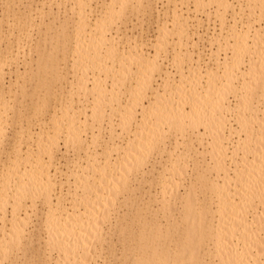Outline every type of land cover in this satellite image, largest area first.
<instances>
[{
    "label": "bare ground",
    "instance_id": "6f19581e",
    "mask_svg": "<svg viewBox=\"0 0 264 264\" xmlns=\"http://www.w3.org/2000/svg\"><path fill=\"white\" fill-rule=\"evenodd\" d=\"M106 1H103L102 8L97 15L98 18L93 21L81 14V11L77 12L82 0L81 2L78 1L79 8L73 9L76 12L75 31L70 34L67 31L68 24L63 26V31L61 30L62 51L64 53L62 61L66 63L70 59L76 79V81L69 83L72 85L75 83L73 85L76 89L75 95H80L87 101L92 100L89 103V108H91L89 115L85 112L88 111L85 102L86 106L83 108L85 120L83 122H79L77 119L79 116L77 114L78 109L75 113L74 107H72L75 104L72 96L74 93H70L71 95L67 93L69 95L67 101L59 102L55 106L59 98L63 100L62 97L64 96L66 99L67 96L59 94L60 97L58 98L56 90L54 91V84L59 80L68 81V79L60 68V63L57 64L58 59L47 56L44 51H40L38 54V64L45 68L43 71H39L38 75L43 77L47 73L51 74L50 78H42L37 85L38 88L46 90L48 94V98L44 100L38 112L41 111L42 114L49 117L48 119L51 120L49 123L54 131L42 134L43 136L41 134H38V137L35 136L38 152L33 149L32 145H29L26 150H22L17 143L16 145L19 147L14 148V154L9 165L7 164L8 166L0 172V234H2L0 236V264L7 262L14 251L18 253L17 249L22 245H27L24 243V240L27 239L28 241V238H25L24 227L28 226L26 224H29L27 223L29 220L28 217H21V214L26 216L27 214L25 212L20 214V211H22V207L26 206L24 203H27L28 200H31L30 203L34 205L35 201L40 199L44 203H37L48 206V212L44 215V223H42L41 228L42 235L43 233L46 234L44 247L48 254L46 255L47 261L51 262L50 264H98L97 258L99 255L101 257L102 254V246L100 245L105 242V227L115 212L119 196L121 198L123 194L128 195L129 188L135 191L129 187L130 180L144 171L145 167L149 165L151 155L166 146L169 142V136L173 134H181L182 136L192 134L203 146L202 155L205 158L208 157V162L202 174L201 172V175L198 174L197 184L200 185L201 191L209 200H206V203L200 200L194 184L183 196L181 193V196L178 194L183 185L181 180L184 178H181L186 177L188 173L186 172L187 169L180 163L185 157L184 155L179 156V153L176 154L179 146L174 145L175 149L169 152L168 158L173 163L170 165L171 168L166 170L167 175H162L163 182L160 185L159 196L157 195L158 197L155 198L159 210L164 213V216L171 218V221L167 227L163 228L153 218L147 221L141 213L136 214L134 219L130 220L132 224L129 223V226L126 224L121 231L122 234L127 235L125 240L129 242L128 248L125 249L126 252L128 251V258L124 264H264V104L260 114L256 113L252 119L247 120L240 113V109L237 110L238 108H233L230 105L229 99L231 95L237 96L235 99L238 105L236 104V106H247L258 94L262 93L261 96L264 97V26L253 30V25L258 22H263L262 25H264V0H235L236 3L238 2L236 4L239 5L238 9L241 10H237L239 12L235 10L233 0H171L170 3H174L176 7L180 5L186 7V5L193 4V8L196 9L194 11L198 13L199 8L204 7L203 9L206 10L209 7L205 12L207 16L209 18L217 17L221 20L220 31L222 33L214 35L210 33L212 35L210 36L211 42L208 41L209 43L217 42L218 49L212 51V54H209L211 56L208 55L210 60L206 55L202 56V53V55L197 54L199 59V55L207 58L208 63L206 62V65H210V61L213 62L210 67L201 63L202 66H206V70H201L200 64L198 67L195 66L197 65L196 62L200 63V61H194V68L197 67L200 70L196 68V70L190 69L189 73L183 72L182 67L176 62L189 56V51L185 48L188 55L184 51L182 53L180 50L174 51L177 53L174 64H177L176 68L180 73L178 80H175L172 74H168L170 72L165 71L160 55L151 56L147 55L148 52H144V46L148 45L149 41L145 45H142V39L141 45L134 44L135 42L133 45L129 44L127 45L128 48H124L118 54L116 52L117 47H115L118 39L109 33L112 25L118 20L123 21L122 18L126 17L128 8L141 9L150 0H108V3L105 4ZM243 3L246 6H240ZM116 5L119 7L116 8ZM242 13H246L248 23L246 25L242 23ZM29 15L31 16V14ZM228 15L233 19L232 24L228 23ZM190 16L192 17V14L185 16L176 10L173 14L174 20H167L160 25V33H158L160 36L158 41L155 40L158 43L151 46L153 48L158 47L160 50H168L169 39L174 36L179 40V46L182 45L181 42L185 37V40L188 41L191 38H188L190 34H188L189 25L192 24L190 21L195 20L194 23L196 21L198 23V20L201 21L195 16L193 19ZM193 25L195 27V24ZM89 28L92 32L91 35L86 34V30ZM190 28L192 27L190 26ZM196 30H198L197 27L192 30L193 33ZM224 33L228 35L229 39H225L226 43L225 41L221 43L219 38H222ZM230 40L232 42H228ZM191 41L193 40L191 39ZM67 43L71 44L70 50H68ZM5 48H7L6 54H9L8 61L10 62L20 54V52L16 55L13 53L14 46L11 44ZM228 51L234 56L230 57ZM22 53L24 54V52ZM191 54L193 53H190V56H192ZM8 56L6 55V57ZM245 57L249 59L245 60ZM188 59L191 58L188 57ZM199 59L195 58V60ZM191 60L193 61V59ZM14 61L16 62V59ZM116 63L119 64L115 68H110V65ZM91 68L93 75L102 73L106 78L117 71L115 75L110 77L112 84H108L106 81L100 83V75H96L97 77L90 81L88 79L90 78L89 74L85 71ZM158 75L160 78L167 75L168 81L171 77L169 75H172L173 84L171 81H166L171 90H168L169 86H165L164 91L160 93V86L157 85V89L155 88L159 82ZM2 79H4L3 76ZM176 81L178 82L175 83ZM0 88L3 89V87ZM123 91L127 95L125 103H121ZM65 93L62 92V94ZM54 97L58 98L54 99L57 102L54 103L53 107H48V103ZM147 100L149 101L148 106L144 103ZM6 107L9 106L5 104V112L0 109L1 136L5 133H3L2 128L5 127L6 122L4 120V115L8 111ZM138 108L141 109V116L138 115ZM230 116L235 118V123L244 129L246 128V131L250 130H248L249 127L253 129L254 126L260 128L258 130L261 131L258 137L252 136L251 132L250 134L245 133L246 136L243 139L238 138L239 133L236 136L238 143L242 144L244 149H249L248 155L250 151L251 154H254L253 160L246 161L247 159H244L246 162H242L243 164L236 160L237 158L240 159L239 156L243 152L241 149L239 151V148H234L233 152L228 151L227 142L229 143L231 135L234 136L229 132L230 129L234 128L231 125L232 117ZM5 119L7 118L5 117ZM104 122H108L111 126V132H109L111 134L107 138L110 141L107 140L109 142L106 141L107 144H104L106 147H103L105 148L103 153L105 160L101 162V159H99L100 161L97 160L98 158L95 156L94 158L92 154L88 155V150L85 151L88 153H86L88 158L86 157L87 160L83 159V161L86 162L84 163L82 159L81 163L75 160L68 167V172H64L67 173L66 180L68 179L66 185L67 182L69 184V188L67 187L66 190L67 194L62 191L60 193V189H58L59 193L57 194L55 187L63 184L60 179L58 180L61 185L57 184L60 167L58 163L59 168L54 164L57 161L55 154L59 150L58 142L62 141L65 149L67 148L69 151L72 150L75 153L84 151L88 139L87 130L98 125L97 133H100L98 132L99 129L102 133L101 129L103 128L99 125ZM33 123L31 124L34 126ZM42 124L44 125L46 122H41ZM132 125L136 126L134 128L136 132L133 133V136L130 131V128L134 127ZM30 131L27 130L31 135L26 136L28 140L34 135ZM21 133L22 131H20ZM228 137L230 138L228 139ZM92 138V147L93 145L95 147L97 143L104 142V140L99 142L100 134H96ZM102 139L104 138L102 137ZM0 142L2 144V140ZM44 149L48 158L43 157ZM94 154L98 155L96 151ZM114 155H116V160L113 159ZM228 161L232 167L231 164L227 163ZM145 173L143 172V174ZM213 173L215 176L209 177ZM128 193H131L130 190ZM65 194L70 196L69 199L67 198L68 203L65 202ZM178 206L176 211L179 212L177 213L179 219H175L174 209ZM259 206H262L260 212L257 211ZM24 209L26 208L24 207ZM250 215L252 216L250 217ZM127 226L128 228L131 227L130 232L128 228L126 230ZM26 233L28 232L26 231ZM33 243L30 242L29 244ZM125 250L123 251L126 254ZM211 255L210 263L204 260L205 257ZM261 258H263L262 261Z\"/></svg>",
    "mask_w": 264,
    "mask_h": 264
},
{
    "label": "rangeland",
    "instance_id": "374dc122",
    "mask_svg": "<svg viewBox=\"0 0 264 264\" xmlns=\"http://www.w3.org/2000/svg\"><path fill=\"white\" fill-rule=\"evenodd\" d=\"M78 1L81 2V0H25V1L24 0H0V55L2 54L0 56V67L3 66L0 68V87H3V89L0 88V92H1L0 93V109L3 110V112H5L4 111L5 104H6V106L7 105L9 106L8 108L6 107L8 111H6V114L4 116L7 119H5V117H4V120H6V122L4 121L5 127L2 128L4 130L3 133L4 132L5 133L2 136L0 135L1 136L0 140H2V144L0 142V144H1L0 145V172H2L3 169H5L4 167H7L9 165V161L12 159L13 154H14V148L20 146V148L22 150H26L29 145H32L33 149L36 150V152H38L37 148H36L37 147V143H36L37 138L36 137H38L40 134L42 135V134L52 133L54 131V128L49 123L51 121L48 119L49 117L46 116L45 114H42L41 111L38 112V110L43 105L44 100L48 98V94H47L46 90H44L43 88H38L37 85L42 78L44 79V78H50L51 77L50 73L45 74L43 77L38 75L39 71H43L45 69L43 66H40L38 64V61H37L38 60V54L40 51L46 52L47 56H53L55 59H58L57 64L60 63V68H62V71L64 72L65 76L67 77L66 79H68V81L59 80L54 84V86H55L54 91L56 90V92H57L56 95H58V98L60 97L59 96V94H60L62 96L63 95L67 96L66 99H64L65 98L64 96L63 97L61 96L63 100H61V98H59L61 100L60 101L57 97H54L52 99V101H50L48 103V107L49 106L53 107L54 103H56L57 101L58 102H57V104H55V106L58 105L59 102H64V100L67 101L68 96L71 95L70 93H74V94H72V96L74 97V100L73 99L72 100H73V103L75 102V104L72 105V107H74L73 110L75 111V113L78 109L77 114L79 116L77 119L79 120V122L80 121L83 122L85 120L83 118V117H85V114L83 113V111H84L83 108H85L86 103H87V106H86L87 109L86 110H88V111H85V112L88 115L91 113V108H89L90 107L89 103L92 100H88V101L84 100L82 97H80V95L76 94L78 96V98H77V96L75 95L76 89L73 86L75 83H73V85L71 83H69L71 81H76L75 76H74V72L71 68L72 63H71L70 59H68V61L66 63H65V61H62L64 53L62 51V43L63 42L61 40V37H62L61 30L63 31V26H66L65 24H68L67 25V27H68L67 31L70 34H73V32L75 31L74 26H76V19H75L76 12L73 11V9L76 10L77 7L79 8ZM89 1L88 0H82V2H81L82 7L80 5V8L77 9V12L81 11V14L85 15L86 17H89L93 21V20H96L98 18L97 15H99V11L101 10L100 8H102L101 6L103 5L104 0H97V1L89 0ZM95 2H96V4H95ZM170 2H171V0H153V1L150 0L149 2H147V4H145L142 7L143 10H141L142 8L138 9V10L128 8L127 12L125 11L126 17L122 18L123 21L118 20L117 23L112 25V27L109 29V33H111L114 37L116 36L115 38L118 39V40H116V45H115V47H117L116 52L118 54H120V52L123 51L124 48H128L127 45H129V44L133 45V43L135 42L134 44L137 43L138 45H141L140 43L143 42L144 44L142 43V45H145L149 41L150 43L148 42V45L144 46L145 47L144 52L145 53L148 52L149 54L147 53V55H151V56L160 55L161 58L159 56H157V57H159L160 60L162 61V63L164 64L165 71L170 72L168 74H172L173 77H175V80H178L180 78V73L178 72V69L176 68L177 64H179L182 67V71L185 73H189L190 69L196 70V68L199 66L198 64H200L201 70H204L206 68V66L210 67L211 64H213V62L210 61L211 64L206 65L208 63L207 58L209 56H211L209 54H212V51H216L218 49V45H217L218 43L217 42L209 43L208 41H210V36H212L211 34L214 35V34L221 32L220 31L221 30V20H219V18L217 19V17L216 18L215 17L209 18L207 16V14L205 12L209 7L206 10L203 9L204 7H201V9L199 8V10H198L199 13H198L197 11H194L196 9L193 8L194 7L193 4L186 5V7H187L186 8L185 6L182 7L181 5L176 7V5L174 3H170ZM232 2L234 3L233 5L235 7V10L236 11L239 10L238 9L239 5H236V4H238V2L236 3L235 0H233ZM100 3H101V5H100ZM107 3H108V0L105 2V4H107ZM207 6H208V4H207ZM240 6H246V5L243 3V5L240 4ZM118 7L119 6L116 5V8H118ZM181 8L184 12L182 10L180 11ZM244 8H246V7H244ZM174 9H175V11L178 10V12L180 14L182 13V15H185V16L192 14V17L190 16L192 19L195 16L198 19H201L202 22L200 20H198V23H197V21H196V23H194L195 20L193 21L191 19L193 22L190 21V23H192V24L189 25L190 30L188 29V31H189L188 34L189 33L191 34V32H192V34L191 35L189 34V37H188V38H190V37L191 38L190 39L187 38L188 39V41H187V40H185L186 39V37H185L184 40L182 39L183 40L181 42L182 45L180 44L181 46H179L178 43H180V42H178L179 40L176 38V36H174L173 38L169 39L168 50L162 49L163 50V52H162V50H160L158 47L153 48L151 45L154 43L156 45L158 43V42L156 43V41H158V37L160 36L158 34V33H160L159 32L160 25H162L163 22H165L167 20H170V21H171V19L174 20V18H173V14L175 13ZM239 11H241V10H239ZM239 11H237V12H239ZM194 12H196L197 15H199V16L195 15L196 13L194 14ZM201 12H202V14H201ZM167 13H168V15H167ZM186 13H188V14H186ZM29 14H31V16ZM25 16H27V17H25ZM205 17H208L209 20H208V18H205ZM228 17H229L228 23L232 24L233 23L232 17L229 15H228ZM241 17L243 18L242 23H245V25L248 24L246 13H242ZM73 22H75V23H73ZM30 23H32V24H30ZM193 24H195V27H193L194 26ZM199 24H201V25H199ZM262 24H263V22H258V23H256V25L254 24L253 30H257L256 28L260 29L262 26H264ZM72 25H73V27H72ZM61 26H62V28H61ZM190 26L192 28H190ZM196 27L198 28V30L194 31V33H193L192 30L196 29ZM64 28H66V27H64ZM207 29H209V30H207ZM206 32L208 33V35H206L207 34ZM91 33L92 32H91L90 28L86 30L87 35H91ZM203 33H204V35H203ZM188 34L186 33L187 36H188ZM193 34H194V36H193ZM198 34H200L203 37H201ZM199 36H200V38H199ZM88 37L90 38V36H88ZM124 37H125V39H124ZM141 39H142V42H141ZM191 39L193 41H191ZM205 39H208V40H205ZM220 39H221L220 42L224 43L225 39H229V37L226 33H224L222 38H219V40ZM130 41H131V43H130ZM176 42H177V44H176ZM192 42H194V43H192ZM228 42H232V40H230ZM225 43H226V41H225ZM9 44L14 46L12 51L15 55L20 52L19 56L14 58V60L16 59V62L14 60L12 62L8 61L10 57L8 56L9 55L8 53L6 54L7 48H5V47L9 46ZM67 45L69 46L68 50H70L71 44L67 43ZM146 47H147V51H146ZM154 47H156V46H154ZM19 48H20V50H19ZM185 48H186V50L188 49L189 56H187V57L185 56L186 58L182 57L183 59L178 60L176 62L177 64L175 65L174 61L176 58L175 55L177 53H174V51L178 52V50H180L181 53L184 51V53L186 52V54L188 55V53H187L188 51H186ZM22 52H24V54ZM190 53H193V54H191L193 56V58H192V56H190ZM194 53H195V55H194ZM198 53L199 54L202 53L203 54V55L201 54L202 56L206 55L207 58L204 57L205 58L204 59L203 57H201V55H199L200 56V59H199L197 56ZM22 54L24 55V57ZM222 54H223V52H222ZM228 54L230 57L234 56L230 53V51H228ZM6 55L8 57H6ZM223 55H225V54H223ZM223 55H221V57H223ZM195 56H197V57H195ZM188 57L193 59V61L191 59H188ZM195 58H197L199 60H195ZM17 59H19V60H17ZM187 59L191 60V62L190 61L188 62ZM208 59L210 60V57ZM248 59H249L248 57H245V60H248ZM194 61H200V63L196 62L197 65H195V63H193ZM201 63L202 64L205 63L204 65H206V66H202ZM118 64L119 63H116L115 65L112 64V65H110V68H115V66H117ZM191 65H193V67H191ZM194 65L197 67L194 68L195 67ZM197 69L200 70L199 68H197ZM92 70L93 69L91 68L90 70L87 69V71H85L89 74L90 78H88V77L87 78L90 81H93L94 79H92V78L97 77L96 75H98V73L93 75ZM176 71H177V73H176ZM116 72L113 74H110L109 76L111 77L112 75H115ZM99 75L101 76V77H99L101 79V80H99L100 83L103 81H106V82H108V84H110V83L112 84V79L110 77L106 78V76H104V74H102V73ZM172 75H169V76H171L170 81L173 84L174 78L172 77ZM2 76L4 79H2ZM157 77H159V75ZM159 78H158L159 82L156 84L155 88L157 89V87L160 86L159 92L161 91L160 93H162L164 91L163 90L164 87L169 86L166 82V81H168L167 79H169V77L167 78V75H165L164 77H162L164 79H162V78L159 79ZM171 78H173V80ZM102 79H104V80H102ZM170 81H168V82H170ZM177 82L178 81H176L175 83H177ZM13 86H14V88H13ZM70 87H73V88H70ZM168 88H169L168 90H171L170 86ZM9 92H11V93H9ZM62 92L63 93L66 92V93L62 94ZM261 95H262V93L260 95L258 94L257 96H255V98H253V100H252V103L250 105H247V106H240V105L236 106L237 100L235 98H237V96L234 97V95H231L229 97L230 103H231L230 105L233 108H235V107L238 108L237 110L240 109L241 110L240 113L244 116V118L249 120V119H252L256 113L260 114V110L262 108V105L264 104V97H262ZM126 96L127 95L123 91V94H121V103H125V101L127 100ZM55 98L58 100L57 101L54 100ZM78 99H79V101H78ZM2 101H3V104H2ZM148 102H149L148 100L144 101L146 106H148V104H149ZM140 110L141 109L138 108V115L139 116H141ZM79 111H81L80 112L81 114L79 113ZM230 117H232V119L230 121L232 122L231 125H233L234 128L230 129L229 132L231 134H234V136L233 135L230 136L228 134V136H230L232 138L231 139L230 137H228V139L230 138L229 143L227 142L228 151L233 152L235 150L234 148H239V151L241 149V151H243L244 153L242 152V154H241L239 152L241 154L239 156L240 159L239 158L236 159L240 163H242V162L244 163L246 161L253 160L254 154H251L250 153L251 151H250L249 155H248L247 151H249V149H244L242 144L238 143L237 139L239 137H241V139L245 138V136H246L245 133H247V132L249 134L251 132L252 136L258 137L261 133V131L258 130L260 128H258L257 126H254L252 129L251 127H249L248 130L249 129L250 130L246 131L245 130L246 128L244 129V127L242 128V126L235 123L236 122V120L234 118L235 113H234V117L233 116H230ZM30 122L31 123L34 122L33 124L35 126V129H34V126ZM41 122H46V124L41 125ZM9 123L10 124L12 123V124L10 125ZM39 123H40V125H39ZM6 124H9V125L6 126ZM31 126H33V128H30ZM99 126H102V128H103V129H101L102 133H101V131H99L100 129L98 130V132H100V133H97L96 128L98 127V125H96L95 128L91 129V130H95V131H91L90 129L87 130L88 133L86 135H87L88 139H87V142L85 143L86 145L84 146L85 149H84V151L82 150L79 153H75L72 150L69 151V150H67V148L65 149L63 142L62 141L58 142V144H59L58 146H59L60 151L58 149H57L58 152L56 151L57 153L55 154L56 155L55 160H57V161H55L54 164H56L55 165L56 167H58V165L60 167V168L58 167L59 170H58L57 177L59 176V178H57V182H58L57 184L61 185V184H59L60 182L61 183L63 182V184L61 186L56 185V186H58V187H55L57 194L59 192L61 193V191L63 193L67 194L66 190L69 188V184L67 182V185H66V181H68V179L66 180V178H67L66 174L67 173H64V172H68V167L70 166L71 162L76 160L79 163H81L80 162L81 159H82V161H83V159L87 160L88 155H91V154L93 155V157L94 156L97 157L98 158L97 160L101 159V162L105 160V156L103 155L105 148H103V147L104 146L106 147V145H104V144H107V142L110 141L107 138L110 137L111 133H109V132H111V126L108 124V122H104ZM132 126H134V127H131L130 131L132 132L131 135L133 136L134 135L133 133L136 132V129H134V128H136V126L135 125H132ZM21 129H23V130H21ZM27 130L28 131L31 130L30 131V132H32L31 134L34 133V135H32V137H31V139L33 141H30L31 139L28 140L26 138V136L28 137L30 135L29 132H27ZM1 131L2 130H0V133H1ZM20 131H22L21 134H20ZM36 132H37V134H36ZM93 133L95 136H96V134H98V135L100 134L99 142H103L101 140H104V142L103 143H97V145L95 147H94V145L92 147L91 146L92 142H93L92 136L94 137V135H92ZM5 135H6V137H5ZM237 135H239L238 138L236 137ZM102 137L104 139H102ZM20 138H21V140H20ZM107 140H109V141H107ZM177 140H178V144H177ZM18 141L20 142L21 145L19 144ZM168 141L169 142L166 144V146H163L164 148L162 147L159 150V152L156 151L153 155H151L149 162H148L149 165H147L143 171V172H146L147 174L146 173L143 174V172H141V174L134 176V178L132 176V178L135 181L133 179H131L130 184H129L130 186L129 185L128 186L135 189V191L131 190V188H129L128 191L130 190V192H131L130 194L127 191L128 195L123 194V195H121V198L119 196L118 202H117L115 210H114L115 212H113L109 223H107V225L105 227V234H106L104 237L105 242H103L104 245L103 244L100 245L103 248L101 247V253L102 254L99 253V254H101V257L99 255L97 258L98 264H124L126 262V259L128 258L127 257L128 251L126 252L125 249L128 248L127 246L129 245V242L125 240L127 235L125 233L122 234L121 231L123 229L122 227H125L126 224H128V226H129V223L132 224L131 221L134 219V216H136V214L141 213L142 215H144V217H146L147 221L152 220L150 218H153L155 221H158L160 223V225H162L163 228H165L169 225L168 223H169V221H171L170 220L171 218H167L166 216H164V213L159 210L158 205H157L158 203L155 202V198L159 196L158 193L161 189L160 185L163 182V176L167 175L165 173L166 170L170 169L171 168L170 165H172V163H173L172 161H170L171 159H168V158H169V152L174 151L175 146H179V148L177 149L178 152L176 154L179 153L178 154L179 156L184 155V157H185L184 158L185 161L182 160L180 163H181V165H183L187 169L186 172L188 173L186 177L181 178V179L184 178L183 180H181V182L183 181V183H182L183 185L180 188L178 194L180 195V193H181V195L183 196V194L186 193V191L189 189L190 186L195 185V189H196V192L198 193V197L200 198V200L204 203L207 202L206 200H209V198L206 197L205 193L203 191H201L200 185L197 184L198 183L197 176H198V174H200V172L202 174V171L204 169H206L207 162H208V157L205 158L202 155V153L204 152V148L201 145V143L192 134H186L184 136H182L181 134H173V135L169 136ZM90 142H91V144H90ZM17 143L19 146L16 145ZM100 145L102 146V148ZM236 146H238V147H236ZM190 147H192V148L190 149ZM189 149H190V151H189ZM66 150L69 152H67ZM89 150L92 153H90ZM85 151H87L89 154L86 152L88 154V155H86ZM95 151L98 153L99 156H102V157L95 155L94 154ZM245 152H247V153H245ZM45 153H46V150L44 149L43 157L48 158L47 154L45 155ZM245 154H246V156H245ZM115 156L116 155H114L113 159H115ZM243 156H245V157H243ZM241 157H243V158H241ZM244 159L245 160L247 159V160L244 161ZM83 162L85 163L86 161H83ZM114 162H116V161H114ZM184 162H186V163H184ZM57 163H58V165H57ZM84 163H82V164H84ZM227 163L231 164L229 161ZM166 164H167V166H166ZM56 167H55V169H56ZM231 167H232V164H231ZM60 171H62V173H59ZM60 175L62 176L61 178H60ZM214 176H215L214 173L211 176L209 175V177H211V178ZM58 179H60L62 181L59 182ZM181 182H180V185H181ZM58 189H60V191ZM66 194H65L64 198H65V202L68 203L67 200L70 198V196H67ZM30 202H32V201L28 200L27 203H24V204H26L27 207L24 206L26 209H24V207H22L23 209H22V211H20V214L24 213V212L27 214V216L25 214H23V215L21 214L20 216L23 218L28 217L27 219L29 220V221L27 220L28 221L27 223H29V224H26L28 226L27 227L25 226L26 228L24 227V229H25L24 234L26 235V236L25 235L24 236H25V238H28V241L26 239V240H24V243L27 244L28 246L22 245L23 249H21L22 247H20L19 249H17L18 253L17 252L15 253V251H14V253H12L13 255L12 256L10 255V257H11L10 259L12 260V258H13V260L11 261L10 259H8L10 262L7 260V262L5 261L4 264H50L51 263V262L49 263V261H47V259H46V255H48L47 250L44 247V245H45L44 242L46 241V237H45L46 234L43 233V235H44V237H43L42 232H41L42 231L41 228L43 226L42 223H44L43 222L44 221V215L48 212V206H45V204H41L43 202L41 199L39 201H37V200L35 201L36 202L35 204H37V205H35L33 202V204L36 207L34 205H32V203H30ZM37 202H41V203H37ZM213 206L215 207L216 205H213ZM32 208H35V209H32ZM178 208H179V206L174 209L175 210L174 211L175 212V214H174L175 219H177L179 217V215H177V213H179V212H178V210L176 211V209H178ZM261 210H262V206L261 207L259 206L257 208V211L260 212ZM29 213L31 215V218H30ZM24 215H25V217H24ZM251 216L252 215H250V217ZM128 226L126 227V230L129 229L128 231L130 232L131 227L128 228ZM26 231L29 233V235H28V233H26ZM1 235L2 234H0V236ZM30 236L32 239L30 238ZM29 240H31V241H29ZM30 242H32V243L34 242V243L30 245L29 244ZM100 246H99V248H100ZM20 250L22 252L24 251L25 253H22ZM98 250H99L98 252H100V249H98ZM123 250H125L126 254L124 253ZM16 254H18V255H16ZM14 255H16V256H14ZM17 256H18V258H16ZM14 259H16V261H14ZM211 259H212V255L209 257H205L204 260H207L208 263H210ZM262 259L263 258H261L260 260L262 261Z\"/></svg>",
    "mask_w": 264,
    "mask_h": 264
}]
</instances>
